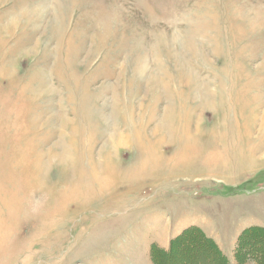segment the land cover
Instances as JSON below:
<instances>
[{"label": "rangeland", "instance_id": "rangeland-1", "mask_svg": "<svg viewBox=\"0 0 264 264\" xmlns=\"http://www.w3.org/2000/svg\"><path fill=\"white\" fill-rule=\"evenodd\" d=\"M254 226L264 0H0V264H153L190 227L255 264Z\"/></svg>", "mask_w": 264, "mask_h": 264}, {"label": "trees", "instance_id": "trees-1", "mask_svg": "<svg viewBox=\"0 0 264 264\" xmlns=\"http://www.w3.org/2000/svg\"><path fill=\"white\" fill-rule=\"evenodd\" d=\"M206 242H209L214 251L219 255L218 258L214 251H208L203 255L208 258L210 262L209 264H230L228 258L218 249L214 240L204 235V233L197 227L185 229L170 241L167 250L152 245L150 257L153 264H161L162 257H171L173 254L181 256L182 250L184 252L188 248H191V251L201 253L203 244ZM237 245L239 249L238 259L241 258L244 260V256L242 257L241 253L245 251L255 264H264V228L254 226L243 230L239 236ZM247 258L248 257H246V259Z\"/></svg>", "mask_w": 264, "mask_h": 264}, {"label": "bare ground", "instance_id": "bare-ground-1", "mask_svg": "<svg viewBox=\"0 0 264 264\" xmlns=\"http://www.w3.org/2000/svg\"><path fill=\"white\" fill-rule=\"evenodd\" d=\"M156 131L154 130V133H155ZM118 133V132H117ZM116 134V133H115ZM120 137V136H119ZM119 137H118V135H115V136H112L109 140H108V143L106 144V146H108L110 149H112L113 151L115 150H117L118 148H119V144H120V141H119ZM94 176V177H93ZM90 177H93V180L95 179V178H97L98 176H96V175H92V176H90ZM87 182H88V184L90 185V183H89V181L87 180ZM84 183H86L85 181H84ZM66 184V183H65ZM87 184V183H86ZM87 184V185H88ZM88 185V186H89ZM88 186H82L83 187V189L85 190V195H87V197L89 196V194H90V192H87V189L85 188V187H87V188H89ZM80 189V188H79ZM72 190V189H71ZM77 193V192H76ZM76 193H73L74 195L76 194ZM88 193V194H87ZM73 194L71 195V197L73 196ZM75 196H78V194L77 195H75ZM74 198V197H73ZM69 199H71V198H69ZM69 199L67 200V201H69ZM58 210H61L60 209V207L58 208Z\"/></svg>", "mask_w": 264, "mask_h": 264}]
</instances>
